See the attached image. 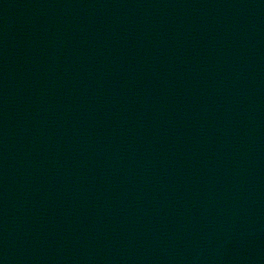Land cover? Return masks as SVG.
Listing matches in <instances>:
<instances>
[{
  "label": "water",
  "instance_id": "obj_1",
  "mask_svg": "<svg viewBox=\"0 0 264 264\" xmlns=\"http://www.w3.org/2000/svg\"><path fill=\"white\" fill-rule=\"evenodd\" d=\"M180 0H0V170Z\"/></svg>",
  "mask_w": 264,
  "mask_h": 264
}]
</instances>
